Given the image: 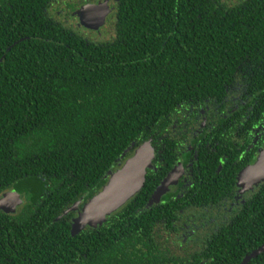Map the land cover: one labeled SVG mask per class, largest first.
<instances>
[{"label":"trees","instance_id":"obj_1","mask_svg":"<svg viewBox=\"0 0 264 264\" xmlns=\"http://www.w3.org/2000/svg\"><path fill=\"white\" fill-rule=\"evenodd\" d=\"M51 1L0 0V194L14 189L26 204L9 233L0 228V264H239L264 242V180L227 222L186 238V197L149 200L174 164L171 118L230 81H245L262 112L264 147V0H108L114 35L104 41L55 20ZM146 140L155 159L141 189L72 235L74 211H63ZM211 175L208 164L199 203L233 194V177ZM188 194L192 206L200 196ZM11 235L22 249L6 245ZM248 264H264V251Z\"/></svg>","mask_w":264,"mask_h":264},{"label":"flooded vegetation","instance_id":"obj_2","mask_svg":"<svg viewBox=\"0 0 264 264\" xmlns=\"http://www.w3.org/2000/svg\"><path fill=\"white\" fill-rule=\"evenodd\" d=\"M246 86L247 83L243 80H233L226 85L221 97L205 99L206 102L202 105L190 103V105L180 107L171 118L170 129L167 128L164 133L174 144V146L171 145L174 147L175 157H173L174 164L162 179L175 166H179V169L175 183L168 188L163 196L169 195L170 197L175 194L173 198L186 197L182 201L186 207L179 211L180 219H182L179 220L181 223L179 227L182 229L181 235H184V238L187 237L186 235H195L196 233L202 235L207 227L216 229L227 222L229 215L243 204L249 193L253 192L259 184L246 192H240L236 185L238 172L251 164L263 148L262 112L253 110V107L249 106L248 102L251 96L248 95ZM250 153L252 154L251 160L249 159ZM232 155L234 160L231 161L229 169H224L226 166L224 162L231 159ZM154 159L155 151L151 162L152 168ZM215 162H217L216 165H212ZM208 164L209 170L212 172V180L215 183L224 184L229 177H233L234 188L232 195L229 192L216 200L210 196V200H214V202L202 204L198 201L202 198L200 196L202 190L199 185L203 179V168H206ZM239 166L240 168H238ZM6 191H3L0 196ZM191 191L192 196H195L196 193L200 197L194 198V205L187 206L185 202L189 199L188 192ZM20 197L22 203L16 207L15 211L7 212L5 209H0V228L4 229L6 233H9L8 228L11 227H6L5 224L10 223V217L18 219L21 210L26 205L24 198ZM77 202H79L78 208H80L85 201L80 198ZM73 211L72 217L77 212ZM42 226L45 228V225ZM17 228L22 236L23 227ZM5 243L11 250L19 247L18 244H20V248L22 247V242L15 240L14 235L6 239Z\"/></svg>","mask_w":264,"mask_h":264},{"label":"water","instance_id":"obj_3","mask_svg":"<svg viewBox=\"0 0 264 264\" xmlns=\"http://www.w3.org/2000/svg\"><path fill=\"white\" fill-rule=\"evenodd\" d=\"M108 0L88 2L77 9L79 24L90 30H99L106 22L110 12ZM154 149L149 140L139 144L132 150L123 163L108 171L107 180L102 187L87 199L80 208L79 202H74L63 213L76 210L71 218V234L75 235L86 227H96L105 221L106 217L122 207L143 186L146 169L151 166ZM179 166H175L153 191L149 202L157 203L172 186L178 175ZM264 180V147L259 151L255 160L242 168L236 176V185L240 192L252 190L254 186ZM22 203L20 194L14 190L4 192L0 196V209L7 212L15 211ZM264 251V242L245 255L239 264H248L251 258Z\"/></svg>","mask_w":264,"mask_h":264},{"label":"rangeland","instance_id":"obj_4","mask_svg":"<svg viewBox=\"0 0 264 264\" xmlns=\"http://www.w3.org/2000/svg\"><path fill=\"white\" fill-rule=\"evenodd\" d=\"M104 1V0H101ZM97 2H100V0H97ZM86 4V3H84ZM83 4V5H84ZM108 4V1H107ZM81 1L79 0H52L48 13L54 17L55 20L70 26L71 28L78 30L80 34L85 36L86 38H89L93 41H104V40H110L114 35V16L110 13L106 19V23L103 25V27L99 28V31H92L87 32V29L83 28L78 21L76 11L81 7ZM208 228V227H207ZM196 239L195 237H193Z\"/></svg>","mask_w":264,"mask_h":264}]
</instances>
